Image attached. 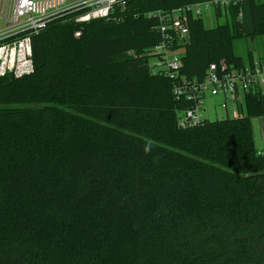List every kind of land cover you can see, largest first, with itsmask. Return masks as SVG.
<instances>
[{
  "label": "trees",
  "instance_id": "1",
  "mask_svg": "<svg viewBox=\"0 0 264 264\" xmlns=\"http://www.w3.org/2000/svg\"><path fill=\"white\" fill-rule=\"evenodd\" d=\"M120 0L106 17L70 9L32 35V73L0 75V264H264V152L253 118L179 123L177 95L211 64L243 67L234 42L264 35V0H237L207 27L189 14L183 40L159 16L197 2ZM181 49L175 73L155 48ZM152 59H154L152 61Z\"/></svg>",
  "mask_w": 264,
  "mask_h": 264
},
{
  "label": "built area",
  "instance_id": "2",
  "mask_svg": "<svg viewBox=\"0 0 264 264\" xmlns=\"http://www.w3.org/2000/svg\"><path fill=\"white\" fill-rule=\"evenodd\" d=\"M120 0H84L70 4L68 0H0V75L12 74L21 77L34 70L32 35L44 28L51 19L70 9L88 8L77 20L106 17ZM237 0L197 2L178 8L171 13L160 11L149 15L159 16V26L167 39L183 40L189 33V14L201 16L204 10L223 8ZM77 5L76 7H73ZM180 50V49H179ZM169 50L164 42L155 48L161 56L155 62V70L175 73L182 64L181 51ZM264 87V62L253 59L243 67L227 68L211 64L202 82L184 80V85L175 89L177 95H184L194 101L191 108L184 110L179 123L182 126L195 125L204 119L203 106L206 91L235 101L252 87ZM226 106V104L224 103ZM238 114V113H237Z\"/></svg>",
  "mask_w": 264,
  "mask_h": 264
},
{
  "label": "rangeland",
  "instance_id": "3",
  "mask_svg": "<svg viewBox=\"0 0 264 264\" xmlns=\"http://www.w3.org/2000/svg\"><path fill=\"white\" fill-rule=\"evenodd\" d=\"M84 0H68L70 4H78L79 2H82ZM77 5L73 6L76 7ZM202 18L204 20V23L207 27H214L217 24L224 23L226 21V16L218 17L215 14V11L213 8H210L208 10H204L202 14ZM241 18L244 22L245 29L247 33H251L253 31V21L251 18L250 13V7H249V1L244 0L241 3ZM235 52L238 55L243 56L244 58L248 59V56L250 53H252L255 57H259L264 53V35H258V36H244L240 39L235 40L234 42ZM179 51L182 52L180 49ZM154 59H152L153 61ZM220 96L216 97L214 95H211L210 91H206L204 96V110H203V116L204 118H207L209 120H216V119H223L226 116V113L224 112V109L220 106ZM243 103V109L245 110V101L242 99ZM233 108L230 105V117L233 113ZM262 113L260 116H257L253 118L252 122L255 127L256 135L259 131H261L264 118ZM261 133V132H260ZM257 145V141L255 139V146Z\"/></svg>",
  "mask_w": 264,
  "mask_h": 264
},
{
  "label": "crops",
  "instance_id": "4",
  "mask_svg": "<svg viewBox=\"0 0 264 264\" xmlns=\"http://www.w3.org/2000/svg\"><path fill=\"white\" fill-rule=\"evenodd\" d=\"M252 58L253 59H259L262 62H264V53L262 55H260L259 57H255L252 54ZM244 59L247 61L246 58H244ZM260 90L262 92L263 113H264V87H262V88L260 87ZM216 97H219V96H216ZM242 99L244 100V96L242 94H240L235 101H233L232 99L226 100L224 97L220 96V100H221L220 101V106L224 109V112L226 113V116H230L229 115L230 114V105L233 108V110H232L233 113H232L231 117L237 116L239 114L240 109H242V107H243ZM224 103L226 104V106L224 105ZM263 118H264V116H263ZM253 129H254L255 139L257 141L256 148H257V150L259 152L263 153L264 152V122H263V125H262V128H261V131H259L257 135H256V131H255L254 125H253Z\"/></svg>",
  "mask_w": 264,
  "mask_h": 264
}]
</instances>
